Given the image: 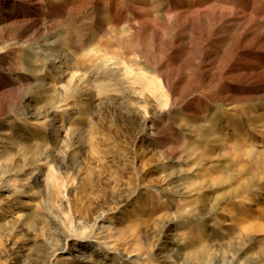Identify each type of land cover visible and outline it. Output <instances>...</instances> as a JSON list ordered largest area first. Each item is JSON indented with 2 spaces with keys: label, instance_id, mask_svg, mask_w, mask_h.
<instances>
[{
  "label": "rangeland",
  "instance_id": "1",
  "mask_svg": "<svg viewBox=\"0 0 264 264\" xmlns=\"http://www.w3.org/2000/svg\"><path fill=\"white\" fill-rule=\"evenodd\" d=\"M0 135V264H264V0H0Z\"/></svg>",
  "mask_w": 264,
  "mask_h": 264
},
{
  "label": "bare ground",
  "instance_id": "2",
  "mask_svg": "<svg viewBox=\"0 0 264 264\" xmlns=\"http://www.w3.org/2000/svg\"><path fill=\"white\" fill-rule=\"evenodd\" d=\"M39 27V26H38ZM36 29V24H35V22H27V23H25V24H23L22 26H21V29H20V31L18 32V34H20L22 37H24L28 32H30V30L31 29ZM33 34V37H40V29H37L34 33H32ZM57 42H60V41H56V43ZM61 43V42H60ZM63 44V43H62ZM65 45V44H64ZM31 55V54H30ZM24 61L30 66V67H34L35 65H34V63H33V61H34V57H31L30 58V56H27L25 59H24ZM34 71V70H33ZM92 118V111H89V112H87V114H86V118H85V121H88V120H90ZM28 124V123H27ZM25 125V130H28V127H29V125ZM0 137H1V135H0ZM30 150V149H29ZM7 156V155H6ZM6 162V161H5ZM4 169V168H3ZM4 171V170H3ZM7 176H10V174H11V171L9 170L8 172H6L5 173ZM12 175V174H11ZM161 244H165V241L162 239V242H161ZM161 246H163V248H164V246H166V244L165 245H161Z\"/></svg>",
  "mask_w": 264,
  "mask_h": 264
}]
</instances>
